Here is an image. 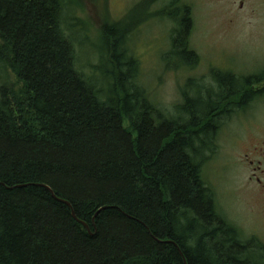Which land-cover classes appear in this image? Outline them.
Returning <instances> with one entry per match:
<instances>
[{
	"label": "trees",
	"instance_id": "16d2710c",
	"mask_svg": "<svg viewBox=\"0 0 264 264\" xmlns=\"http://www.w3.org/2000/svg\"><path fill=\"white\" fill-rule=\"evenodd\" d=\"M159 1L177 25L167 61L198 65L190 6L144 0L102 26L87 77L65 23L71 1L0 0V65L16 81L0 85V264H264V245L221 215L203 177L223 121L261 96L242 88L264 74L213 72L215 87L192 96L189 80L165 113L128 45Z\"/></svg>",
	"mask_w": 264,
	"mask_h": 264
},
{
	"label": "rangeland",
	"instance_id": "374dc122",
	"mask_svg": "<svg viewBox=\"0 0 264 264\" xmlns=\"http://www.w3.org/2000/svg\"><path fill=\"white\" fill-rule=\"evenodd\" d=\"M66 27L71 30L78 67L85 76H94L99 62L100 30L105 23L120 21L144 0H69ZM191 8L189 47L199 63L192 69L167 61L172 32L177 27L159 13L168 4L159 1L148 6L144 23L133 31L129 47L139 61V82L149 98L165 113L174 114L181 102V89L194 82L213 89V72L237 77L264 72V0H181ZM139 13L135 19H142ZM127 23V22H126ZM175 60V58H174ZM0 85L13 86L12 73L0 65ZM263 84L254 86L260 89ZM264 160V97L221 124L214 150L207 154L203 177L212 188L218 211L245 239L256 238L264 245V185L259 171ZM251 162H253L251 164Z\"/></svg>",
	"mask_w": 264,
	"mask_h": 264
},
{
	"label": "flooded vegetation",
	"instance_id": "af4514ba",
	"mask_svg": "<svg viewBox=\"0 0 264 264\" xmlns=\"http://www.w3.org/2000/svg\"><path fill=\"white\" fill-rule=\"evenodd\" d=\"M261 74H264V72L263 73H261ZM260 74V75H261ZM230 75H232V76H234V77H237V76H235V75H233V74H230ZM258 75V74H257ZM257 75H255V76H257ZM259 75V76H260ZM249 77V76H248ZM238 78H247V77H238ZM264 78V77H263ZM258 84H263V86H261L260 87V89H254V86L255 85H258ZM249 91H251V92H260L261 93V96H259V97H256V98H262V97H264V79H262L261 81H259L257 84H254V85H252V86H250L249 88H242V95L244 94V93H246V92H249ZM250 100V99H249ZM255 100V98L253 97L252 99H251V101L248 103V101H247V103H248V105L252 102V101H254ZM253 162H251V164H252ZM254 171H259V174H261V176H262V179H264V160L263 161H259L258 163H257V166H256V168L254 169ZM256 182H257V184L258 185H260V186H264L263 185V183L260 181V178H256ZM263 190H264V188H263Z\"/></svg>",
	"mask_w": 264,
	"mask_h": 264
},
{
	"label": "water",
	"instance_id": "95a60500",
	"mask_svg": "<svg viewBox=\"0 0 264 264\" xmlns=\"http://www.w3.org/2000/svg\"><path fill=\"white\" fill-rule=\"evenodd\" d=\"M43 187L46 188V189L52 194V196H53V198H54L55 200H57L58 202H61V203L65 204V205H67L68 207H71L70 204H69L68 202H65V201H62V200L56 198L55 195L53 194V192H52L48 187H46V186H43ZM72 215H73V217H75L73 211H72ZM75 218H76V217H75ZM83 225H84V224H83ZM84 226H85V227L88 229V231H89L88 226H87V225H84Z\"/></svg>",
	"mask_w": 264,
	"mask_h": 264
}]
</instances>
